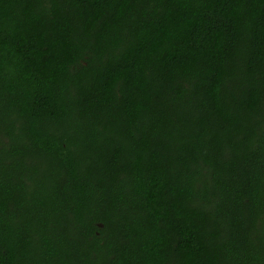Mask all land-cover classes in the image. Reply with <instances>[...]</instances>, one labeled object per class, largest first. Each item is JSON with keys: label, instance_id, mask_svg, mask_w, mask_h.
Listing matches in <instances>:
<instances>
[{"label": "trees", "instance_id": "trees-1", "mask_svg": "<svg viewBox=\"0 0 264 264\" xmlns=\"http://www.w3.org/2000/svg\"><path fill=\"white\" fill-rule=\"evenodd\" d=\"M0 264H264V0H0Z\"/></svg>", "mask_w": 264, "mask_h": 264}]
</instances>
